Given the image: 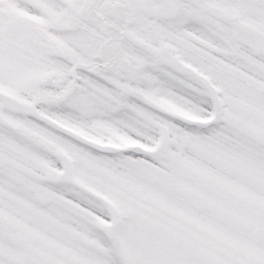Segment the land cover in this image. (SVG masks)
Segmentation results:
<instances>
[{"label":"snow or ice","instance_id":"1","mask_svg":"<svg viewBox=\"0 0 264 264\" xmlns=\"http://www.w3.org/2000/svg\"><path fill=\"white\" fill-rule=\"evenodd\" d=\"M0 264H264V0H0Z\"/></svg>","mask_w":264,"mask_h":264}]
</instances>
